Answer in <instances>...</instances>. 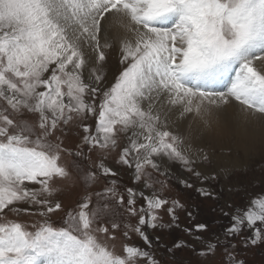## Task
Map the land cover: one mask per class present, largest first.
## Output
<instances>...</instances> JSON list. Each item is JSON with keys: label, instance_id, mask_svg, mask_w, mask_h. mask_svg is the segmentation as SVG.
<instances>
[{"label": "snow or ice", "instance_id": "1", "mask_svg": "<svg viewBox=\"0 0 264 264\" xmlns=\"http://www.w3.org/2000/svg\"><path fill=\"white\" fill-rule=\"evenodd\" d=\"M117 41L122 70L110 82ZM229 109L244 126H264V0H0V264H161V248L203 257L218 247L225 264H244L235 241L264 242V195L222 206L230 223L221 234L206 238L207 223L196 222L183 229L189 240L171 246L150 235L180 227L177 211L186 210L164 195L174 166L198 182L181 176L182 187L220 199L213 182L230 178L232 166L198 142L194 125L227 122ZM73 122L82 136L70 149L63 137ZM117 150L115 164L137 186L120 191L112 179L65 210L62 183L116 177L109 153ZM118 209L136 223H122ZM61 211L57 225L51 216ZM9 213L40 219L24 224ZM121 229L144 246L117 253L109 241Z\"/></svg>", "mask_w": 264, "mask_h": 264}, {"label": "rangeland", "instance_id": "2", "mask_svg": "<svg viewBox=\"0 0 264 264\" xmlns=\"http://www.w3.org/2000/svg\"><path fill=\"white\" fill-rule=\"evenodd\" d=\"M118 61V45L114 43L113 49L109 51L105 68L107 79L110 82H114V78L118 76L119 72L122 70V66ZM91 122L92 121H89V123ZM81 136L82 131L78 127V122H73L67 127L64 134L63 139L65 146L70 149H75V146L80 143ZM260 150V153L257 150V153L255 151L252 155L247 156L246 160L243 159L239 163L232 166L233 174L227 180L221 181L219 186L213 182V187L216 188L218 194L220 195L219 200L200 197L194 188L187 189L182 187L177 180L184 172L179 169V166L173 167L171 172L172 178L168 181L167 187L164 189V195L169 197V199H178L186 206V210L177 211V215L179 216L178 223L180 227H166L162 231L150 230V235L153 237L157 235L161 236L164 244L171 246V244L178 239L189 240L188 234L183 229L191 227L192 224L196 222L207 223L208 230L202 233V235L206 238L212 237L215 234H221L222 229L230 223L227 217H222L220 214V208L222 206L227 203L231 204L233 208L243 207L247 204L250 198L258 195H264V150ZM216 153L221 154L222 152L217 151ZM227 153H229V150L226 152L224 151V154ZM100 154L101 153L98 151L94 152L92 153V158L95 160ZM240 156L243 157V155L239 154V157ZM117 158L118 150L117 152L109 153V161L112 163H115V159ZM64 160L69 164V166H71L72 157L65 156ZM112 167L118 173L116 177L101 179L92 186H88L83 182H77L71 185L62 183L58 199L62 202L64 209L75 208L78 202L82 201L93 192L99 191L112 179H115L118 182L117 186L120 191H124L126 187L137 186L133 183V173L130 170L117 164ZM184 174H186L187 177H183L198 184L194 177L189 176L187 173ZM153 179L164 181L166 178L154 172ZM154 187L157 191L161 189L160 184H154ZM221 188H223L222 192L220 191ZM229 188H231V191L228 190ZM117 211L122 213V223H131L133 225L136 223V218L128 217L126 213H123L122 209H118ZM186 211H192L194 213V219H190L186 215ZM225 211H230V209L225 208ZM63 216L64 212L61 211L53 214L51 216V220L59 225ZM8 218L19 220L24 224H31L40 219L38 216L27 213H21L19 215L9 213ZM163 222L165 224L170 223L169 217L166 213H163ZM130 235L132 236V239L126 240L123 236V229L117 230L115 232L116 239L114 241H109V243L115 245L117 253H122V246L125 243H134L141 247L144 246L143 241L138 235L135 233H130ZM243 235L247 236L249 233L245 232ZM235 243L237 245L235 251L237 253L236 258L238 260H243L244 264H264V242L257 245H248L247 247L241 246L239 239H237ZM156 254H159L158 259L161 261V264H165V262H171V264H225V253L221 247H218L214 254L203 257L187 248L174 250V256L173 254L167 253V251L163 248L156 251L155 255Z\"/></svg>", "mask_w": 264, "mask_h": 264}, {"label": "bare ground", "instance_id": "3", "mask_svg": "<svg viewBox=\"0 0 264 264\" xmlns=\"http://www.w3.org/2000/svg\"><path fill=\"white\" fill-rule=\"evenodd\" d=\"M116 44L118 45V41ZM194 127L200 130L203 138L198 142L210 143L216 152H222L221 154L216 153L217 160L223 161L231 166H234L243 159L246 160L247 156L252 155L255 151L257 153V150L258 152L260 149L264 150V126L259 124L252 127L244 126L235 120L234 109H229L227 122L224 117H221L212 128H204L199 123H196ZM179 131L181 133L187 132V122L179 125ZM228 150L229 153L224 154V151L226 152ZM239 154L243 155V157L240 156V158ZM109 163L112 166L116 165L111 161ZM182 176L187 177L184 173H182Z\"/></svg>", "mask_w": 264, "mask_h": 264}, {"label": "trees", "instance_id": "4", "mask_svg": "<svg viewBox=\"0 0 264 264\" xmlns=\"http://www.w3.org/2000/svg\"><path fill=\"white\" fill-rule=\"evenodd\" d=\"M156 257H158L159 258V254H156ZM165 264H171V262H165Z\"/></svg>", "mask_w": 264, "mask_h": 264}]
</instances>
